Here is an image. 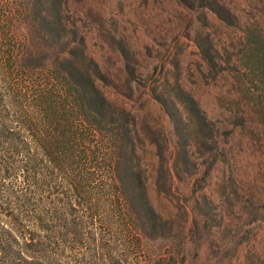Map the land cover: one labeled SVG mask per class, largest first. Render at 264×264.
I'll return each mask as SVG.
<instances>
[{
	"label": "rangeland",
	"instance_id": "374dc122",
	"mask_svg": "<svg viewBox=\"0 0 264 264\" xmlns=\"http://www.w3.org/2000/svg\"><path fill=\"white\" fill-rule=\"evenodd\" d=\"M222 1L236 26L181 0H65L64 23L109 80L100 89L138 122L133 166L155 216L135 205L143 227L136 264H264V102L243 62L245 30L264 36V0ZM15 28L25 35L22 24ZM199 37L217 50L218 72L203 59ZM178 88L206 123L189 119ZM1 205L0 231L9 230Z\"/></svg>",
	"mask_w": 264,
	"mask_h": 264
},
{
	"label": "trees",
	"instance_id": "16d2710c",
	"mask_svg": "<svg viewBox=\"0 0 264 264\" xmlns=\"http://www.w3.org/2000/svg\"><path fill=\"white\" fill-rule=\"evenodd\" d=\"M181 3L208 9L229 27L237 24L222 0ZM65 4L0 0V206L7 204L12 224L0 231V264H136L133 250L139 251L143 227L135 205L155 216L142 170L133 166L138 122L100 89L109 80L84 39L64 23ZM18 24L25 29L21 38ZM197 44L218 72L212 41L199 37ZM243 58L262 103L264 36L258 27L245 30ZM176 91L196 127L206 123L197 101ZM161 103L174 118L175 107L164 98ZM112 229L111 243L106 233Z\"/></svg>",
	"mask_w": 264,
	"mask_h": 264
}]
</instances>
